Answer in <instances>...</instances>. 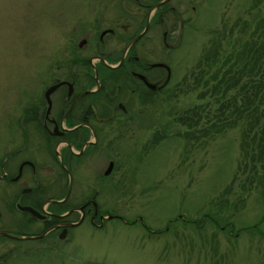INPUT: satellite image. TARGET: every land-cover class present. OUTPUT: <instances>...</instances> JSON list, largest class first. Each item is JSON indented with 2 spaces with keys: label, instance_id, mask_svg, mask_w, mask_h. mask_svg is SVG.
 <instances>
[{
  "label": "rangeland",
  "instance_id": "obj_1",
  "mask_svg": "<svg viewBox=\"0 0 264 264\" xmlns=\"http://www.w3.org/2000/svg\"><path fill=\"white\" fill-rule=\"evenodd\" d=\"M123 1L0 0V148L18 110L38 99L47 74L72 66L76 44L96 20L119 17ZM182 1L180 19L189 22L180 42L167 39L174 45L167 53L157 42L167 84L164 73L158 93L128 111L133 118L114 140V169L106 183L92 185L98 211L122 221L96 228L84 220L54 245L0 241V264H264V203L255 190L240 188L257 172L234 179L239 131L210 130L201 110L194 111L206 103L201 89L190 88L202 50L223 28L264 14V2L252 10L253 0ZM77 175L82 184L74 190L85 197L88 172ZM204 214L219 225L201 221ZM195 220L197 228L186 222ZM256 224L259 230L250 232Z\"/></svg>",
  "mask_w": 264,
  "mask_h": 264
},
{
  "label": "flooded vegetation",
  "instance_id": "obj_2",
  "mask_svg": "<svg viewBox=\"0 0 264 264\" xmlns=\"http://www.w3.org/2000/svg\"><path fill=\"white\" fill-rule=\"evenodd\" d=\"M123 2L117 5L122 14L96 20L97 27L76 44L79 58L47 74L38 99L27 101L15 115L14 131L0 148L3 242L49 235L55 239L46 241H63L84 220L100 228L109 215L98 213L92 185L106 183L114 169V140L133 118L128 111L147 102L146 95L158 93L164 73L168 80L157 42L171 51L174 45L167 39L177 45L189 22L180 19L182 0ZM80 171L88 172L85 183L90 182L85 197L74 190L77 182L82 184Z\"/></svg>",
  "mask_w": 264,
  "mask_h": 264
},
{
  "label": "trees",
  "instance_id": "obj_3",
  "mask_svg": "<svg viewBox=\"0 0 264 264\" xmlns=\"http://www.w3.org/2000/svg\"><path fill=\"white\" fill-rule=\"evenodd\" d=\"M252 2L251 9L254 10L259 9L264 0ZM234 27L237 29L235 32ZM195 68V73H190L193 79L190 88H200L199 99H205L206 103L194 111L201 110L211 123L210 130L215 133L238 129L241 163L236 169L234 179L246 173L247 169H254L256 175L245 178L240 188L246 189L247 193L255 190L264 203V14L259 11L250 21L238 20L227 31L223 28L216 40L202 50ZM166 84L167 82L164 86ZM210 113L212 116H208ZM98 213L106 215L104 211ZM111 219L122 221L116 216ZM200 220L213 226L219 225L216 219L207 214ZM186 222L196 228L199 225L198 220ZM248 228L250 232L259 230L257 224ZM144 229L150 231L147 227ZM263 233L260 231L258 234ZM48 239L54 240L55 237L49 235L44 240L30 242L44 244ZM3 240L5 241L0 238L2 243ZM55 242L49 241L53 245ZM1 258L3 261L4 257Z\"/></svg>",
  "mask_w": 264,
  "mask_h": 264
},
{
  "label": "water",
  "instance_id": "obj_4",
  "mask_svg": "<svg viewBox=\"0 0 264 264\" xmlns=\"http://www.w3.org/2000/svg\"><path fill=\"white\" fill-rule=\"evenodd\" d=\"M167 82V77L165 78V83ZM164 83V84H165ZM148 87H150L149 85H147ZM163 86V85H162ZM161 87V86H160ZM159 87V88H160ZM54 87L48 89L45 93V96H47L52 90H53ZM24 210H27L29 211L33 216H38L34 211H32L31 209H28V208H25ZM111 217L110 216H107L105 217L106 220L110 219ZM7 236V235H5ZM9 237V236H8ZM10 238H13V237H10ZM38 238H41V237H16L14 238L15 240H19V241H25V240H34V239H38Z\"/></svg>",
  "mask_w": 264,
  "mask_h": 264
}]
</instances>
